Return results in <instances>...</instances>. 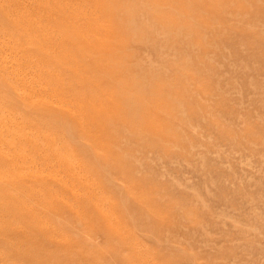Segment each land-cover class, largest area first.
Here are the masks:
<instances>
[{
    "label": "rangeland",
    "instance_id": "obj_1",
    "mask_svg": "<svg viewBox=\"0 0 264 264\" xmlns=\"http://www.w3.org/2000/svg\"><path fill=\"white\" fill-rule=\"evenodd\" d=\"M228 2L91 0L84 4L96 17L94 28L100 21L112 24L113 43L125 37L101 56L106 61L123 60L112 71L122 80L124 92L131 96L139 88L142 93L136 97L162 106L159 116L148 119L153 125L150 136L137 139L125 120L117 126L109 124L112 131L102 137L120 156L109 161L100 152L102 160H97V154L86 148L93 144L76 139L72 130L48 131L49 120L44 117L27 120L31 105L43 98L48 80L35 77L36 69L31 72V65L43 68L42 60L23 59L21 35L7 21H16L22 9L36 15L39 2L17 0L15 15L9 11L14 4L0 0V82L11 78L17 88L28 86L34 97L20 109L0 95L5 115L12 116L17 126L24 122L25 135L13 138H25L31 145L36 140L45 143L46 138L68 147L74 144L69 164L79 169L70 181L52 170L53 163L45 159L51 154L47 147L43 156L29 147L23 162L33 164L40 179L60 174L64 187H52L67 203L51 212V199L24 194L25 203L13 202L7 211L5 202L20 198V191L14 183L7 193L0 189V264H52L60 249L65 250L61 264H264V0ZM75 59L85 66L96 60L89 54ZM133 65L138 73L129 71ZM26 72L30 75L21 83L20 75ZM112 96L125 106L124 96L117 92ZM12 158L5 167L0 163L2 185L17 177L22 158L16 151ZM79 181L86 183L83 188L77 187ZM20 208L50 221L48 234L32 229ZM98 209L112 215L113 222L97 221ZM107 225L116 226L120 234L109 235ZM14 232L29 234L36 252L19 258L24 241L13 240ZM54 232L61 235L54 238L50 235Z\"/></svg>",
    "mask_w": 264,
    "mask_h": 264
},
{
    "label": "bare ground",
    "instance_id": "obj_2",
    "mask_svg": "<svg viewBox=\"0 0 264 264\" xmlns=\"http://www.w3.org/2000/svg\"><path fill=\"white\" fill-rule=\"evenodd\" d=\"M6 1L14 4L9 7V11L11 10V12H14L15 15H17L19 12L16 9L17 7L19 8V6H17L16 4L17 0ZM36 1L39 2V9L36 15H34V11L29 12L30 9H22V13L18 16L16 21H14L13 18H9V21H7V23L10 25V28L13 29L14 32H19V34L21 35V41L23 44H21L20 51L22 52L21 54L23 59L25 60L26 58H39V60H42L40 61L43 63V68H40L39 65L38 68H34V65H31L33 67V70H31V72L36 69L37 72H32L34 73L35 77L40 76L41 78L43 76H46V79L48 80V82L45 83V88H42V90H44L41 92L43 98L39 99L37 102H34V104L31 105V107H33V110L28 114L27 120L28 117L31 118L32 116L36 118L44 117L45 119L49 120V123L46 126V128H48V131L58 130L59 128H61L62 131H64L63 129L68 131L72 130V135L75 136L76 139H84L86 142L89 140L93 145H88V147L86 148L97 154V156L95 155L97 160H102V157L99 156L102 154L107 155L106 160H118L120 156L114 154L112 150L109 149L110 144L104 139L106 138L107 130L112 131V128L109 127V124L112 123L114 125L115 123L117 126L118 123L125 120L127 121V129L132 131L133 136L138 137L137 139L143 137L145 134H148V136H150L153 133V131H151L153 126L151 124L152 122H150V120L152 119L151 117H153V115L155 116V118L157 117V115L159 116L158 109L162 108V106L157 105V103L153 100H144L145 97H136L137 95L142 93L140 92L139 88H135L136 91L131 92V96L124 92V85L122 83V80L118 78V74L116 72L112 71L113 68H116V65L121 66V64H123V60L120 58L119 60L108 59V61H106L104 60L105 58H102L101 56L106 55V53L114 49L116 44H118L119 46L122 41L121 37L123 39H125V37L121 36L119 37L118 41L115 39V42L113 43L112 37L110 36V32H112L111 29L113 27L112 24L109 25L108 23H104L99 20L100 23L97 24L95 28L92 26L93 22L96 21V17L92 12L93 10H90L84 5H89V3H91V0ZM100 1L104 2V0ZM157 1L159 0H154V2ZM183 1L180 0V3ZM195 1L199 2L200 0ZM225 1L222 0V2ZM43 3L53 4L54 8H43ZM162 3L163 2H161V4ZM228 3H230V0ZM82 4L84 6H81ZM196 6H198V8L201 7L199 5ZM125 13H127V11H125ZM222 15H225V13ZM121 16L122 15H120V17ZM154 17L156 18L155 14ZM181 18L183 19V17ZM214 18H217V16ZM156 19L151 20L152 22H154ZM209 19L213 20L212 18ZM159 20H162L160 16ZM87 54H89L91 58L96 59L92 66H85L76 63L75 58L77 56L84 55L86 57ZM59 70L62 71L59 72ZM129 71L138 73V67L133 65L129 68ZM28 72L22 73L20 75L21 83L22 81L24 82V78H27L28 75H30ZM2 80H4V78ZM10 80L12 79L10 78L9 80L0 82L2 84V88L4 89V92L0 93V95L2 94L5 100H7L8 98L9 102L12 105H18L20 109H23V107H27L30 103V99H34L33 96L30 97L29 92L32 91L28 88V86H24L23 88L20 85V88H17L16 85ZM131 85H129V87H131ZM115 92L119 93V95L122 97L124 96L123 102L125 106H123L119 102H116V99L113 98L112 95H114ZM69 96L74 99L69 100ZM77 100H85L89 102V104L87 106L79 105L80 103L76 105L74 101L77 102ZM150 101L152 102L151 104ZM2 113H4V111L0 107V163L3 165V167H5L6 164L11 162V160H13L12 152L14 151H16L17 155L22 158L20 168L18 167L19 169L15 174L17 175V177L14 176V180L12 179L13 182L8 179L7 180L11 182L9 184L2 185L3 181L0 182L1 193H7L9 189H14L15 187H11L12 183L16 184L15 189H18L20 191V198L14 197L11 198V200L9 199L8 202H5V205H7L5 209L7 208L8 211V206H10L13 202L25 203L24 199L22 198L26 197L24 196V194H32L35 197L38 196L44 200H47L48 198L51 199V205L54 204V206L52 205L51 208L49 207V210L51 212H57L59 211V209H63L66 201L59 196L58 193H60V191L57 190V192L56 190H53L54 188L52 187V185L54 184L59 188L64 187L65 182L64 180H61L59 178L60 174H52L49 177L50 179H40L36 175L37 171L33 170V164L23 162V159L29 155V147H31L32 150L35 151L36 156H43L44 151H46L45 147H47V151H50L51 154L45 159H48L47 162L53 163L52 170L54 168V172L60 171L61 173H63V175L66 176L67 179L70 180L71 178L70 181H72L74 179V173H76L78 169L73 166L75 164L71 165L73 162L69 164V157H72L74 155L73 151L75 150V145H71L69 143V148L68 146H64V143L60 142L56 138H46L45 143H41L40 141L36 140L33 141V145H31L32 141L28 142L25 138H19L18 140H16L15 138H13L14 135H25L23 126L24 122H19L20 125L18 124L17 126L16 121L13 120L12 116H6L5 113ZM102 136H104V138ZM162 137L163 134L160 135L161 139H163ZM75 141L76 140H73V143H75ZM60 143H62V146H59ZM70 152L72 153L71 155ZM98 152L102 154H98ZM123 155L124 154H122V156ZM114 164L116 163L114 162ZM118 171L119 170H117V172ZM70 181L69 183H71ZM85 184L79 181V185H77V187L79 188L80 186V188H83ZM98 210L99 211H97V214L99 217H96L94 215L97 221L100 218V220H102L103 222H113L114 217H112V215L103 214L104 209ZM21 212L24 219L27 220L29 226L32 229L37 230V233L44 232V234H48L47 230L50 229L48 226L52 225L50 221L46 220V222H43L40 220L37 214H35L34 212L31 213L30 211H26V209L24 208L21 209ZM107 228V232L109 235L120 234L119 231L117 233L116 226L110 227L109 225H107ZM2 229L4 230V228ZM52 231L54 230L52 229ZM1 232L3 231L0 230V233ZM50 235H52V237L54 238H58L61 234L59 232H54ZM14 239L17 240V243L19 241L20 244L22 243L21 241H24V244L22 243V246H20V248H22V251H18L19 253H17L19 254L17 255L19 258H25V253L27 254L32 250L36 252L34 239L29 234L23 235L16 233L13 235V240ZM59 241L62 242V239ZM65 242L67 241H64L62 243ZM8 243L13 244L11 242ZM64 253L65 250L60 249L59 257L53 259V261H51L52 264L63 263L65 259ZM29 255L28 257H30ZM43 257L45 256L43 255ZM7 262L10 263V261Z\"/></svg>",
    "mask_w": 264,
    "mask_h": 264
}]
</instances>
